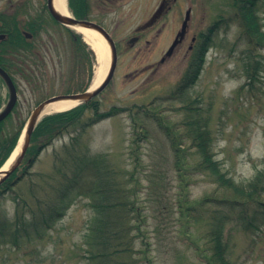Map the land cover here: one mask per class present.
Here are the masks:
<instances>
[{
    "label": "rangeland",
    "instance_id": "374dc122",
    "mask_svg": "<svg viewBox=\"0 0 264 264\" xmlns=\"http://www.w3.org/2000/svg\"><path fill=\"white\" fill-rule=\"evenodd\" d=\"M162 1L89 0L91 19L101 21L118 51L113 79L96 99L103 111L116 106L136 112L138 108L147 109L156 102L160 106L156 113L160 123L168 126L180 123L183 118L182 94L174 92L188 66L191 38L199 36L202 41L204 35L209 34L208 29L222 19L212 37L201 75L187 92V100L190 97L199 99V108L208 120L213 136V152L223 172L236 182H248L258 171H264V49L258 47L259 52L254 50V44L250 45L242 35L234 20L233 0H167L169 12H163L162 18L149 26ZM45 4L46 0H0L1 16L15 17L26 23L41 14L44 22L32 43L34 57L30 59L25 76L15 68L12 70L20 115L13 114V123L8 126L10 131L39 103L63 94V90L70 86L74 88L75 83L70 81L72 74L82 73L84 76L88 67V61H84L78 47L73 46L69 33L52 22L44 9ZM258 5L264 31V0ZM188 8L192 12L184 42L161 63ZM133 37L139 40L129 43ZM250 49L254 55L260 56L261 61L251 78L247 76L245 55ZM91 66L94 73L96 56L92 58ZM6 95L7 89L0 80V110L8 100ZM145 128L148 137L141 145L143 164L138 167L143 173L137 175L142 189L137 197L140 206L145 202L144 213L148 216L155 262L204 264L188 246L183 232L187 231L190 239L196 241V229L202 227L197 221L205 218L206 213L183 212L179 208L177 194L181 188L174 171L173 151L157 120H151ZM131 132L128 113L105 119L87 129L81 139L82 149L90 157L107 155L115 171L133 170L132 159L127 155ZM69 140L67 135L55 140L40 155L31 169L34 179L52 172L54 151ZM187 182L185 194L191 204L222 195L209 176H193ZM89 201L88 198L79 199L35 251L23 255L1 250L0 264H87L83 249L84 235L93 215L87 206ZM4 202L5 208L13 207L10 196L5 197ZM255 221L257 229L254 230H244L238 223L227 228L225 237L229 242L230 258L235 264H264V220L257 217ZM188 225H192V230Z\"/></svg>",
    "mask_w": 264,
    "mask_h": 264
},
{
    "label": "trees",
    "instance_id": "16d2710c",
    "mask_svg": "<svg viewBox=\"0 0 264 264\" xmlns=\"http://www.w3.org/2000/svg\"><path fill=\"white\" fill-rule=\"evenodd\" d=\"M260 0H233L234 20L242 35L253 49H264V31L258 16ZM69 9L78 19H91L89 0H68ZM233 19V18H232ZM102 24L101 21H96ZM219 19L209 28L202 42L196 45L189 65L176 87V94H182L183 118L170 126L158 119L159 104L152 102L147 109H130L113 106L102 110L100 102L93 100L66 111L45 116L36 126L23 162L11 176L0 185V251L9 250L27 254L49 237L50 231L63 220L70 208L81 198H88L87 206L93 215L84 235L83 257L87 264H156L148 230L146 207L140 206L138 194L143 171L141 145L146 143L151 120H157L165 134L174 156V171L181 190L177 204L183 212L206 213L198 219L202 227L197 228L196 241L190 239L187 231L184 237L197 259L204 264H235L230 258L229 242L225 234L232 223H238L244 230L257 229L256 218L264 220V171H258L248 182H236L223 172L213 152V136L209 123L199 108V99L187 95L197 83L211 47L212 37L219 28ZM43 16L30 19L21 25L14 17L0 15V34L6 38L0 41V66L11 73L15 68L22 76L30 67L34 47L26 40L22 29L36 37L43 24ZM73 46L78 47L84 61H88L84 76L72 74L75 83L64 89V94L86 91L91 84L93 52L81 37L65 28ZM248 77L256 74L261 61L254 58L252 49L246 52ZM133 109V108H132ZM18 105L13 113L0 123V168L15 149L27 118H20L12 125L13 114L19 116ZM128 113L131 118L130 148L127 155L132 159L133 170L115 171L107 155L90 157L82 149V137L89 127L108 118ZM70 137L59 150L53 153V170L37 180L31 169L40 155L53 145L55 140ZM209 176L217 184L220 197H208L191 204L185 194L193 176ZM133 184V186H130ZM10 196L11 209L5 208V197ZM212 206V209L207 207ZM142 207V208H141ZM196 207V208H195ZM179 212H182V210ZM188 216V222L191 220ZM192 230V225H188ZM189 237V238H188ZM138 245V246H137Z\"/></svg>",
    "mask_w": 264,
    "mask_h": 264
},
{
    "label": "water",
    "instance_id": "95a60500",
    "mask_svg": "<svg viewBox=\"0 0 264 264\" xmlns=\"http://www.w3.org/2000/svg\"><path fill=\"white\" fill-rule=\"evenodd\" d=\"M52 1L53 0H47V8H48L50 15L58 23H60L63 26L69 27V28L80 27L83 29L94 30L104 38V40L106 41V43L109 47L110 56H111L109 69H108L107 75L104 78L103 82L96 89H94V90L89 89V90L82 92V93L54 96V97H51V98L43 101L42 103H40L38 106H36L33 109V111L31 112V114L27 120V123H26L24 131H23V136H22L23 141H22V146L20 148V153L18 154L16 159L13 161V163L10 165L9 169H7L4 172H2V170H0V184H2V182H4L17 169V167L21 164V162L25 156V153L29 147L33 131H34L36 125L39 123V121L45 116L44 112H45L47 105H49L52 102L59 101L62 99L79 100V101H81L80 104L89 102L90 100L97 97L99 94H101L106 89V87L111 82L113 75L115 73V70H116L117 58H118L117 57V50H116L115 43H114L113 39L110 37V35L108 34V32L101 25H99L95 22H91L87 19H76L72 16H63L62 14L58 13L54 9ZM162 8H163V5H161L160 8L157 10L156 14L153 17L152 22L160 15ZM188 20H189V11L186 12L185 20L183 21L181 31L178 32V34L176 35L175 40L173 41L172 45L170 46V48L168 49V51L166 53V57H169L172 54L174 48L183 40V38L185 36ZM27 36L30 37L29 35H27ZM2 38H3V36H0V39H2ZM134 40H136V38H134L132 41H134ZM0 76L6 82L8 90H9V100H8L6 106L0 112V122H2L10 114V112L14 108L16 101H17V94H16V89L13 85L12 80L5 73V71H3L1 68H0Z\"/></svg>",
    "mask_w": 264,
    "mask_h": 264
},
{
    "label": "bare ground",
    "instance_id": "6f19581e",
    "mask_svg": "<svg viewBox=\"0 0 264 264\" xmlns=\"http://www.w3.org/2000/svg\"><path fill=\"white\" fill-rule=\"evenodd\" d=\"M52 3L54 9L58 13L62 14L63 16H71L67 6V0H53ZM153 17L154 16H152V18ZM74 30L82 35L84 42L88 44V46L94 51L96 55V66L94 69V77L92 80L93 82L90 88V90H94L98 86H100V84L103 82L104 78L107 75L111 61L109 47H107V43L104 38L94 30L83 29L80 27H74ZM80 103L81 101L75 99H62L59 101H55L47 105L44 114L69 110L76 107ZM22 141L23 139H21L18 147L12 154L11 158L2 168V172L9 169L10 165L20 153Z\"/></svg>",
    "mask_w": 264,
    "mask_h": 264
},
{
    "label": "flooded vegetation",
    "instance_id": "af4514ba",
    "mask_svg": "<svg viewBox=\"0 0 264 264\" xmlns=\"http://www.w3.org/2000/svg\"><path fill=\"white\" fill-rule=\"evenodd\" d=\"M167 0L166 1H164V9H163V12L165 11V8H169V7H167ZM165 13V12H164ZM196 43H197V37H192L191 38V44L188 46V57H187V59H189V57H190V53L192 52V50H193V48H194V46L196 45Z\"/></svg>",
    "mask_w": 264,
    "mask_h": 264
}]
</instances>
